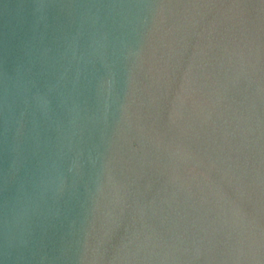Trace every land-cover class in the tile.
I'll return each instance as SVG.
<instances>
[{
    "label": "water",
    "instance_id": "1",
    "mask_svg": "<svg viewBox=\"0 0 264 264\" xmlns=\"http://www.w3.org/2000/svg\"><path fill=\"white\" fill-rule=\"evenodd\" d=\"M144 3L215 4L210 31L229 36L228 18L236 10L228 6L247 5L250 18L262 27L264 45V0H0V264H91L96 252L103 255L97 264H109L117 252L141 257L151 252L156 255L151 264H173L177 253L171 245L181 249L178 254L188 248L187 259L195 254L192 242L205 234L202 229H208V239L193 264H236L238 252L209 228L219 210L216 201L224 196L247 219L264 217V123L259 129L254 120L238 126L223 99L213 95L211 80L193 103L188 82L206 59L203 53L193 55L195 37L179 69H169L171 91L162 103L166 108L170 100L193 112L182 123L183 132L170 133L177 158L191 144L215 166L180 169L179 178L167 185L155 167L141 168L151 144L135 126L122 131L121 106L130 72L144 79L128 55L143 46L144 13L107 6ZM95 5L102 7H90ZM101 35L103 49L95 43ZM240 41L244 61L254 58L252 35ZM259 55L264 58V46ZM109 72L113 86L105 101L99 82ZM38 94L49 101L47 112L37 107ZM113 155L123 161L118 167L124 175L136 179L132 191L138 187L139 193L128 197L127 206L114 198L113 215L94 223L101 165ZM73 160L80 167L69 172ZM57 168L65 187L54 195L49 181ZM221 178L223 191L216 193L209 180Z\"/></svg>",
    "mask_w": 264,
    "mask_h": 264
},
{
    "label": "clouds",
    "instance_id": "2",
    "mask_svg": "<svg viewBox=\"0 0 264 264\" xmlns=\"http://www.w3.org/2000/svg\"><path fill=\"white\" fill-rule=\"evenodd\" d=\"M38 7L45 8L47 5L41 4ZM90 7H95L99 11L102 6ZM107 7L116 10L127 9L129 12L136 9L138 13H144L143 20L140 21L146 29L143 46L135 52L128 53L134 57V66L143 74L144 79L130 72L129 92L125 103L121 106V121L124 125L122 131L131 130L135 126L144 138L148 137L151 144L150 153H146L141 158V168L145 163L155 167L158 175L164 177V183L167 185L179 178L177 173L180 169L193 171L215 166L211 158L207 160L202 158L191 144L184 147L186 155L177 158V154L171 149L170 133L174 129L183 132L182 123L193 112L188 107H178L170 100L166 108L162 103L169 97L171 91L169 69L173 71L179 69L189 41L193 37L197 40L193 55L203 53L206 57L197 66L198 73L193 74L188 82L193 103L208 86L205 81L211 80L213 95L223 99L238 126L254 120L259 129L264 123V58L259 55L261 47L264 46L261 37L262 27L250 18L247 5L228 6L236 10V14L228 18L229 27L225 30V33L232 34L230 36L221 34L218 29L210 31L211 25L216 21L215 17L211 20L209 17L218 7L212 3L113 4ZM248 34L252 35L257 55L245 62L239 47L243 41L238 43V38L247 39ZM104 40L105 37L101 35L100 40L95 43L103 49L106 47ZM192 68L193 65L190 63V72ZM112 77L113 73L109 72L99 82V89L105 101L112 91ZM233 93L241 94L242 100L237 101ZM34 99L37 107L42 112H47L49 101L39 94ZM5 101H7V86ZM122 163L121 159L113 155L101 165L92 209L94 223L102 220L105 214L113 215L111 209L114 198L127 206L128 197L139 193L138 187L135 193L132 191L136 179H129L124 175L123 169L118 167ZM79 167V162L73 160L68 171L73 172ZM221 183L222 178L209 180L216 193H222ZM49 185L54 195H59L64 190L65 178L58 168L55 179L50 180ZM221 200L230 206L224 207ZM221 200L216 201L219 210L209 222L213 237H220L226 243L230 242L238 252L235 258L236 264H264V223H262L264 217L256 214L251 219H247V214L234 201H228L224 196H221ZM101 201L104 202L103 208L108 210L106 213L101 211ZM150 203L151 201H148L144 207L147 208ZM134 204L137 207L139 202L134 201ZM202 231L205 234L192 242L195 254L187 259L184 256L189 252L188 248H184L182 254H178L181 253V249L177 248L175 243L171 245L177 253L172 257L173 264H193V261L200 258L201 249L208 239V229ZM107 235L105 233V237ZM175 240L183 242L181 237H176ZM155 256L151 252L143 257L137 253L121 256L117 252L109 264H116L117 261L129 264L130 261L137 260L141 261V264H151ZM102 259L103 255L96 252L91 257V264H97Z\"/></svg>",
    "mask_w": 264,
    "mask_h": 264
}]
</instances>
